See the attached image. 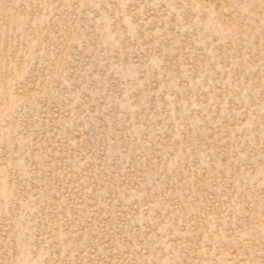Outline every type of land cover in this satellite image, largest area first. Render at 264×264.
<instances>
[{
	"label": "rangeland",
	"instance_id": "374dc122",
	"mask_svg": "<svg viewBox=\"0 0 264 264\" xmlns=\"http://www.w3.org/2000/svg\"><path fill=\"white\" fill-rule=\"evenodd\" d=\"M0 264H264V0H0Z\"/></svg>",
	"mask_w": 264,
	"mask_h": 264
}]
</instances>
